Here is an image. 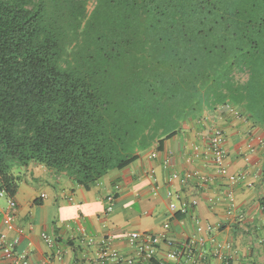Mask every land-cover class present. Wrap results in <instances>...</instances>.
<instances>
[{
  "label": "trees",
  "instance_id": "1",
  "mask_svg": "<svg viewBox=\"0 0 264 264\" xmlns=\"http://www.w3.org/2000/svg\"><path fill=\"white\" fill-rule=\"evenodd\" d=\"M225 105L264 126V0H0L6 196L30 162L86 185Z\"/></svg>",
  "mask_w": 264,
  "mask_h": 264
},
{
  "label": "crops",
  "instance_id": "2",
  "mask_svg": "<svg viewBox=\"0 0 264 264\" xmlns=\"http://www.w3.org/2000/svg\"><path fill=\"white\" fill-rule=\"evenodd\" d=\"M235 109L225 105L188 118L176 134L153 141L127 166L86 185L35 162L16 168L15 220L25 228L16 250L27 253L29 264L47 257L53 264H96L103 244L136 258L127 233L139 232L162 235L159 260L189 239L202 238L192 256L205 259L169 264H223L215 257L217 245L229 264H264V126L236 116ZM214 127L225 135L228 173L243 176L237 182L219 173L211 160L208 137ZM185 173L191 177L185 179ZM112 193L107 211L106 196ZM6 207L0 197V231L6 229ZM197 224L210 229L198 232ZM0 264L10 263L3 258Z\"/></svg>",
  "mask_w": 264,
  "mask_h": 264
},
{
  "label": "built area",
  "instance_id": "3",
  "mask_svg": "<svg viewBox=\"0 0 264 264\" xmlns=\"http://www.w3.org/2000/svg\"><path fill=\"white\" fill-rule=\"evenodd\" d=\"M234 114L239 116V111L234 110ZM209 118L208 115L204 116V120ZM225 135L224 132L218 128L214 127L208 137V150L211 155L212 162L217 165V170L222 175H225L230 182H237L243 178L241 174H230L227 171V167L224 165L225 159V148H224ZM191 177L190 173H185L184 178L187 179ZM264 185V181H263ZM167 195H172L171 191L167 192ZM0 197L6 198L7 207L3 213V223L6 227L5 230L0 231V260L5 258L10 264H29L28 256L25 251H17L16 246L20 241L21 236L25 233V228L18 225L15 220V209L16 201L13 196H6L3 192H0ZM114 199V194H108L106 196V210L110 211L112 209V203ZM196 203V200L193 201ZM170 209L176 207L175 202L170 203ZM184 208V207H183ZM262 209H264V204H262ZM210 229L209 225L197 224L196 230L198 232H206ZM46 242L52 243L53 239L48 235H43ZM127 238L131 244L135 247L136 258L124 256L122 253L113 248H108L103 244L98 251V256L96 258V264H106V261H111V264H169V261H177L180 258L185 260L195 261L196 259H205L207 256H192L194 249L198 244H202L203 240L200 237H193L189 239L183 247H176L169 252H167L164 259L159 260L156 258V249L161 242V234L152 233H139V232H128ZM221 245H217L214 249L215 257L222 260L223 264H229L226 256H223L219 251ZM38 264H53L50 257L45 258L42 262Z\"/></svg>",
  "mask_w": 264,
  "mask_h": 264
},
{
  "label": "rangeland",
  "instance_id": "4",
  "mask_svg": "<svg viewBox=\"0 0 264 264\" xmlns=\"http://www.w3.org/2000/svg\"><path fill=\"white\" fill-rule=\"evenodd\" d=\"M90 8H91V3L88 4V9H90Z\"/></svg>",
  "mask_w": 264,
  "mask_h": 264
}]
</instances>
